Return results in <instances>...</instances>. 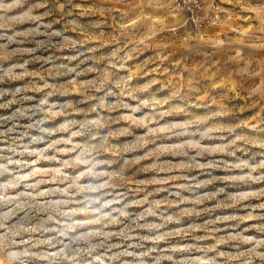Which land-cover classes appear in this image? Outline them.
<instances>
[{
    "label": "rangeland",
    "instance_id": "obj_1",
    "mask_svg": "<svg viewBox=\"0 0 264 264\" xmlns=\"http://www.w3.org/2000/svg\"><path fill=\"white\" fill-rule=\"evenodd\" d=\"M0 0V264H264V0Z\"/></svg>",
    "mask_w": 264,
    "mask_h": 264
},
{
    "label": "built area",
    "instance_id": "obj_2",
    "mask_svg": "<svg viewBox=\"0 0 264 264\" xmlns=\"http://www.w3.org/2000/svg\"><path fill=\"white\" fill-rule=\"evenodd\" d=\"M176 3L188 12L189 20L195 25L202 22L211 23V17L205 15L201 16L199 10L202 9L200 0H175Z\"/></svg>",
    "mask_w": 264,
    "mask_h": 264
}]
</instances>
